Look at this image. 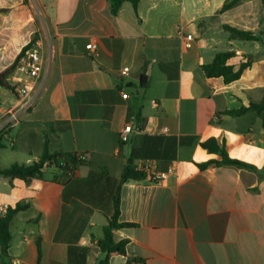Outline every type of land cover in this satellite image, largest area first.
Segmentation results:
<instances>
[{
    "label": "crops",
    "instance_id": "obj_1",
    "mask_svg": "<svg viewBox=\"0 0 264 264\" xmlns=\"http://www.w3.org/2000/svg\"><path fill=\"white\" fill-rule=\"evenodd\" d=\"M224 1L139 0L136 13L124 2L112 16L108 0H0V72L33 42L43 63L25 97L0 86V111L17 114L0 153L19 157L9 167L31 165L47 134L50 153L85 156L63 183L49 174L28 186L0 180L1 202L27 204L10 223L7 264H72L69 255L80 264L82 249L84 264H97L103 257L97 240L112 217L132 150L140 153L133 166L146 177L118 189L117 222L134 226L114 231L115 242H127L125 257L112 256L109 264H264V116L219 115L264 99V4L248 0L219 13ZM223 26L250 31L259 41L234 40ZM225 51L234 52L228 61L234 69L252 58L230 83L201 70ZM124 67L129 72L120 76ZM14 75L6 78L9 85ZM65 121L68 131L50 132L53 123ZM124 125L134 132L122 145L117 135ZM142 136L195 140L172 152L165 140L148 143ZM210 138L255 170L200 169L220 160L199 146ZM146 165L171 171L152 182Z\"/></svg>",
    "mask_w": 264,
    "mask_h": 264
},
{
    "label": "trees",
    "instance_id": "obj_2",
    "mask_svg": "<svg viewBox=\"0 0 264 264\" xmlns=\"http://www.w3.org/2000/svg\"><path fill=\"white\" fill-rule=\"evenodd\" d=\"M248 0H225L222 7L219 10V13L231 10L241 5L242 3ZM128 2L131 4L134 12L136 13L137 4L139 0H108L109 3V12L112 16L117 14V11L122 3ZM264 4V0H261ZM224 31L228 32L230 37L237 41L243 42H256L259 39L250 31H244L230 26H223ZM31 45L24 47L21 52H25ZM19 56V55H18ZM18 56L13 64L0 72V86L8 88L12 91V88L6 82V78L14 72L16 61ZM234 57V52L225 51L217 53L207 64L201 65V70L204 75L208 78H217L221 77L224 83H230L237 80L242 72L248 68L252 63L251 56H245L244 61H241L237 69H234L233 66L228 64V61ZM148 87V79L143 74L140 76L139 88L144 92ZM254 113L256 115L264 116V99L258 104H249L247 107H242L233 111H225L219 115L228 116L232 118L240 117L246 113ZM70 129L69 122H55L53 123L49 130L50 132H65ZM3 132L0 133V149L2 145V136ZM148 143L158 142L165 140L169 146L170 150L175 152L177 147L185 146L192 144L195 140L193 137H180L179 139H163V137H149L142 136ZM50 137L47 134H44V143L42 153L37 162L24 166L13 164L7 169H0V177L12 180L21 181L25 186L30 185L33 181L43 180L49 174L51 180L58 183H63L66 179H69L73 173L85 163V159L81 158L79 154L73 153H62L54 152L50 153L48 151V141ZM199 146L206 150L210 154H215L219 156L220 160H212L203 164H199L198 167L203 169L210 164L215 166H231L235 168H249L255 170L254 167L247 165L243 162H240L235 159L228 157L224 143L218 142L214 138H210L204 142H200ZM149 157H156L152 154H148ZM140 157V153L136 150H132L131 155L125 160L123 171L119 180V185L115 195L113 196V214L111 219L108 221V225L102 231V238L97 240V246L103 255V257L97 262V264H109V259L112 256L120 255L125 257V246L126 241L122 240L115 242L113 239V233L115 230L125 227H133V224L127 223H118V205H119V187L122 183L130 181H139L146 177V173L142 170H136L133 166V159ZM164 157V156H163ZM169 159H174L173 155L165 156ZM152 182H157L153 178H150ZM27 208V204L18 203L14 207L8 209L6 216L3 219H0V256L7 258V249L9 247V242L11 239L10 232V223L13 217L19 212ZM39 245V240H37V246ZM86 255V250L82 249V254L78 257L82 261L80 264H84V259ZM69 261L74 264V259L69 255ZM136 261L128 260L127 264H133ZM78 264V263H77Z\"/></svg>",
    "mask_w": 264,
    "mask_h": 264
},
{
    "label": "built area",
    "instance_id": "obj_3",
    "mask_svg": "<svg viewBox=\"0 0 264 264\" xmlns=\"http://www.w3.org/2000/svg\"><path fill=\"white\" fill-rule=\"evenodd\" d=\"M179 33L181 30H178ZM185 46H190V41L192 40L190 35H187L185 38ZM31 46L25 51L20 52L18 59L16 61V65L14 68V75L10 80V87L12 88V92L22 98L27 94H30L31 86L36 83V81L40 78L43 70L42 58L39 52V44L38 42H33L30 44ZM96 49L94 44H88L87 50L93 52ZM129 72L127 67L122 68L119 71L120 76H126ZM36 95L34 94L32 97L34 98ZM121 98L123 100L127 99L126 94H121ZM3 119L0 123V133L3 132L7 134L9 129L13 127L17 122V114L12 110H7L6 112L0 111V120ZM134 128L131 125H124L118 131V141L120 144H127L133 135ZM81 158L85 159L84 155H81ZM144 170L147 172L149 178H153L157 182L163 181L166 179L168 173L171 170L166 172L157 173L153 170L151 165H146ZM9 205L0 201V219H3L7 211L9 209Z\"/></svg>",
    "mask_w": 264,
    "mask_h": 264
},
{
    "label": "rangeland",
    "instance_id": "obj_4",
    "mask_svg": "<svg viewBox=\"0 0 264 264\" xmlns=\"http://www.w3.org/2000/svg\"><path fill=\"white\" fill-rule=\"evenodd\" d=\"M0 166L1 167H5V168H8L9 167V163H13V162H17V163H20L19 161V157L17 156H14V155H10V153L7 151H3V153L1 152L0 153ZM0 180H4L3 178H1ZM0 264H7L6 263V259L5 257L3 256H0Z\"/></svg>",
    "mask_w": 264,
    "mask_h": 264
}]
</instances>
